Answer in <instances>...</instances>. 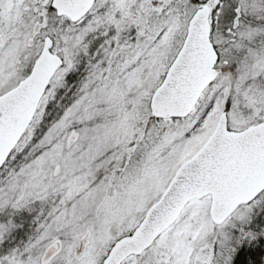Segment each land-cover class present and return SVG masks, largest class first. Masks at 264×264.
Masks as SVG:
<instances>
[{"label": "snow or ice", "instance_id": "1", "mask_svg": "<svg viewBox=\"0 0 264 264\" xmlns=\"http://www.w3.org/2000/svg\"><path fill=\"white\" fill-rule=\"evenodd\" d=\"M0 264H264V0H0Z\"/></svg>", "mask_w": 264, "mask_h": 264}]
</instances>
